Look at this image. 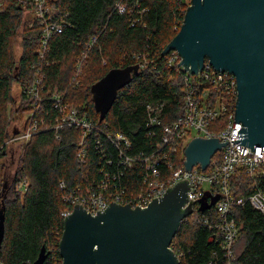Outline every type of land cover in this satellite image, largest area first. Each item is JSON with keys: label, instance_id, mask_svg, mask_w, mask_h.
<instances>
[{"label": "trees", "instance_id": "obj_1", "mask_svg": "<svg viewBox=\"0 0 264 264\" xmlns=\"http://www.w3.org/2000/svg\"><path fill=\"white\" fill-rule=\"evenodd\" d=\"M31 2L0 3V148L12 139L14 132L26 131L27 114L35 101L23 95L22 90L41 73L45 90L68 89L66 103L71 108L95 125L106 126L113 135L129 137L132 148L127 150L128 155L146 157L155 152L162 130L150 123L149 108L161 109L164 122L175 121L183 113L186 72L177 65L168 67L163 51L179 33L192 0H47L52 9L47 18L62 20L64 25L62 34L51 39L44 59L38 54L44 26ZM18 38L21 44L17 58L14 44ZM93 38L97 42L89 49ZM83 55H87L84 75L79 84L71 85L78 59ZM136 64L141 65L139 74L119 92L101 122L92 101V85L112 69ZM13 84L19 88V109L27 117L23 115V128L16 127L12 133L7 132L2 121L8 105L16 102ZM42 105L50 113L48 119L55 116L50 98H44ZM60 135L56 139L54 130L41 131L19 145L12 178L3 165L0 210L4 212L5 227L0 259L5 264H33L44 246L48 252L45 264H63L60 242L65 222L62 214L70 204L67 197L78 198L88 188L97 189L107 172L111 174L106 180L110 190L130 188L142 178V171L128 170L121 164L119 149L112 140L102 136V146L97 147L90 134L86 161L81 162L78 152L82 131L67 128ZM7 151L1 149L0 160L6 158ZM182 164L181 161L176 167ZM238 177L234 183L236 196L245 197L256 191L253 181L243 172ZM61 182L66 184L64 191ZM259 184L264 190V179ZM234 213L240 226L234 263L264 264V214L250 203L235 208ZM220 219L216 207L206 212L195 208L181 222L171 246L180 264L227 262L222 252L223 239L215 226Z\"/></svg>", "mask_w": 264, "mask_h": 264}, {"label": "water", "instance_id": "obj_2", "mask_svg": "<svg viewBox=\"0 0 264 264\" xmlns=\"http://www.w3.org/2000/svg\"><path fill=\"white\" fill-rule=\"evenodd\" d=\"M177 51L190 75L201 72L206 62L218 72L237 78L235 122L241 123L240 139L233 140L264 152V0H192L184 23L167 45L163 56ZM141 65L110 70L92 85L95 110L104 121L118 94L140 72ZM18 132L16 131L15 134ZM229 142V141H228ZM219 138L196 137L186 147L187 171L200 165L206 170L215 154L228 143ZM187 180L168 187L164 197L153 199L148 207L132 209L112 201L107 210L93 217L75 205L65 217L60 256L63 264H180L170 247L181 222L198 210L212 209L220 199L205 192L197 202L189 197ZM190 200L189 205H187ZM5 216L0 210V249L4 239ZM44 246L33 264H45Z\"/></svg>", "mask_w": 264, "mask_h": 264}, {"label": "built area", "instance_id": "obj_3", "mask_svg": "<svg viewBox=\"0 0 264 264\" xmlns=\"http://www.w3.org/2000/svg\"><path fill=\"white\" fill-rule=\"evenodd\" d=\"M36 17L44 26L41 38L39 56L44 59L48 52L50 41L53 37L62 34L63 21L48 19L47 14L52 9L47 5V0H32ZM97 42V38L91 40L89 49ZM87 55L78 59L76 73L72 78L71 85L79 84L84 75ZM182 58L177 51L167 55V66L175 67ZM181 67L183 70V66ZM186 72V71H185ZM33 83L27 85L22 94L31 98L35 103L28 114V126L26 131L13 133L12 139L1 148L9 149L11 144L21 145L29 141L34 135L41 131L54 130L56 139H60V131L67 128H76L82 131L80 140L81 149L78 157L81 162L86 161L89 135L97 147L102 146V136L112 140L119 149L121 164L128 170L139 169L142 171L140 182L133 184L130 188L110 190L106 180H110V173L105 174L103 181L97 189H86V194L74 198L67 197L70 204L63 212V217L72 214L75 205H82L87 213L93 217L107 210L112 201L125 206L129 204L132 209L136 206L141 209L148 207L149 203L157 197H164L168 187H174L177 182L187 180L191 187L189 197L197 203L205 194L219 195L220 199L214 206L220 214V221L215 225L223 239L222 252L225 255V264H235L234 244L240 234V226L235 218L234 210L244 206L246 203L257 211L264 214V190L260 188L259 180L264 179V152L262 147H256L251 151L250 147L240 145L233 140H238V132L242 128L241 123L235 122L236 99L238 98L237 78L230 72L216 71L209 62L197 75L190 76L186 72L185 89L182 103L183 113L172 122H164L160 117L161 109L150 107V123L160 126L162 139L158 143L155 152L149 156H130L127 150L132 148V141L122 134L113 135L106 126L99 127L89 120L85 115L66 103L68 89L45 88L42 86L45 77L40 73ZM44 98H50L56 111L55 116L47 118L46 107L42 105ZM223 123L219 127L218 124ZM196 137L219 138L221 143L228 142L222 150L218 151L212 158L206 170L200 165L187 171L184 166V151L188 144ZM180 153L182 155H180ZM219 154V156H217ZM183 162L182 166L176 167L177 163ZM243 172L253 181L256 191L245 197L235 195V182L239 181V174ZM60 188L66 189L65 182L60 183ZM82 194V189L78 188ZM74 192V191H73ZM160 201V198H157ZM188 200L187 205H189ZM199 208L196 204L194 207ZM209 221L206 223L208 224ZM209 225V224H208ZM170 249L173 250L172 247ZM175 253V252H174ZM176 254V253H175ZM177 255V254H176ZM178 257V255H177ZM0 264L5 262L0 259Z\"/></svg>", "mask_w": 264, "mask_h": 264}, {"label": "rangeland", "instance_id": "obj_4", "mask_svg": "<svg viewBox=\"0 0 264 264\" xmlns=\"http://www.w3.org/2000/svg\"><path fill=\"white\" fill-rule=\"evenodd\" d=\"M0 3L6 5L7 0H0ZM28 14L30 16V13ZM21 31H22V27L18 31L19 34L21 33ZM20 44H21L20 38L16 39L14 44V52L17 58L19 56V54L17 53H19L20 51ZM12 93H13V98L15 99L16 102L9 104L7 109L4 111L3 114L5 116H3L2 125H5V129H7V132L9 131L13 133L16 127L23 128V125L25 124V118L27 117L28 114L25 115L24 112H22L21 109H19L21 104H20V98L18 96L19 95L18 85L13 84ZM23 115L26 117H24ZM20 150L21 148L19 147L18 143H14L10 145V148L7 151L6 158L0 160V174L3 172V165L6 164L7 176L9 178H12L16 170Z\"/></svg>", "mask_w": 264, "mask_h": 264}]
</instances>
